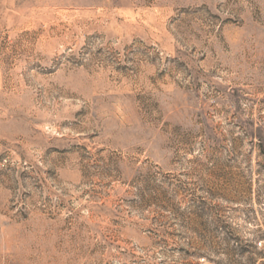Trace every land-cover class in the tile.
Segmentation results:
<instances>
[{
	"label": "rangeland",
	"instance_id": "obj_1",
	"mask_svg": "<svg viewBox=\"0 0 264 264\" xmlns=\"http://www.w3.org/2000/svg\"><path fill=\"white\" fill-rule=\"evenodd\" d=\"M0 264H264V0H0Z\"/></svg>",
	"mask_w": 264,
	"mask_h": 264
}]
</instances>
